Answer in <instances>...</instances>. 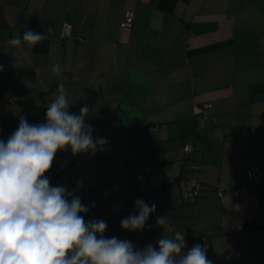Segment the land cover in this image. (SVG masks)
Listing matches in <instances>:
<instances>
[{
    "label": "crops",
    "instance_id": "0c3cea01",
    "mask_svg": "<svg viewBox=\"0 0 264 264\" xmlns=\"http://www.w3.org/2000/svg\"><path fill=\"white\" fill-rule=\"evenodd\" d=\"M126 12L133 24L120 28ZM28 30L44 39L29 48ZM0 64L5 142L22 107L47 108L60 84L70 113L88 106L103 151L57 152L47 176L88 206L85 221L107 223L105 237L143 249L181 232L184 251L200 244L212 264H264V182L244 174L264 171V0H0ZM193 180L200 193L188 200ZM140 195L156 210L126 231L121 220L136 213L114 207Z\"/></svg>",
    "mask_w": 264,
    "mask_h": 264
},
{
    "label": "clouds",
    "instance_id": "9594fccd",
    "mask_svg": "<svg viewBox=\"0 0 264 264\" xmlns=\"http://www.w3.org/2000/svg\"><path fill=\"white\" fill-rule=\"evenodd\" d=\"M44 37L28 30L22 40L29 47ZM9 43L21 45L19 36ZM0 64V71H3ZM60 72V65H53ZM64 85L47 106L45 122L30 124L19 117L18 128L0 139V264H212L207 249L200 244L184 251L185 236H162L157 245L136 248L131 241L107 238V223L100 219L85 221L88 206L65 186L50 184V171L57 152L71 150L73 155L103 151L105 138H93V128L85 123L88 106L79 114L69 112ZM69 197L71 199L69 200ZM137 214L122 219L126 231H142L156 205L142 198L134 201ZM164 226L165 217H157ZM183 252V254H182Z\"/></svg>",
    "mask_w": 264,
    "mask_h": 264
},
{
    "label": "built area",
    "instance_id": "2783aa9c",
    "mask_svg": "<svg viewBox=\"0 0 264 264\" xmlns=\"http://www.w3.org/2000/svg\"><path fill=\"white\" fill-rule=\"evenodd\" d=\"M133 20H134V15L131 12H126L123 15L122 20L119 23V27L120 28H130L132 26V24H133ZM69 34H70V26L68 24H66L62 28V36H66V35H69ZM202 108H203L202 109V115L198 116V118H197L198 121H199V123L201 122L202 117H204L205 112L208 109L211 108V105L205 104V105H203ZM184 149H185V153L187 155H191L192 152H193V147H192L191 144H187ZM67 167H68V162H67L66 159H63V160L59 161L56 164L55 168L53 169V172H61V171H64ZM194 168L195 169H198L199 168V165H196ZM154 170L155 169L152 168V167L146 168L144 170L145 176H149V175L153 174L154 173ZM48 173H46V175ZM244 174H245L246 181L249 182V183L260 184V183L264 182V171H262L256 165H252L250 167H247L245 169ZM51 185L52 186H55L53 184H51ZM66 188L68 189V187H66ZM190 188H191V190L188 193H186V198L188 200H193V199H195L199 195V193H200V186H199V184L195 180H193V181L190 182ZM137 198H142L146 202L145 198L140 195V196H136V197H133L132 199H130L127 204L126 203H122V204L116 205L114 207V209L117 212H124L127 209V206H130L133 209V211L137 214V210H136L135 205H134V201Z\"/></svg>",
    "mask_w": 264,
    "mask_h": 264
},
{
    "label": "trees",
    "instance_id": "16d2710c",
    "mask_svg": "<svg viewBox=\"0 0 264 264\" xmlns=\"http://www.w3.org/2000/svg\"><path fill=\"white\" fill-rule=\"evenodd\" d=\"M22 110V115L27 119V121H32L33 124H36V115L39 113L45 114L47 111V108L44 107H38V106H29V105H24Z\"/></svg>",
    "mask_w": 264,
    "mask_h": 264
}]
</instances>
